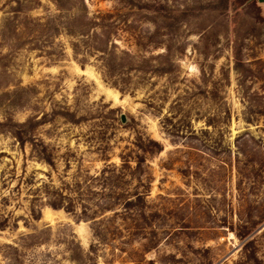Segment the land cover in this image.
I'll use <instances>...</instances> for the list:
<instances>
[{
  "label": "rangeland",
  "instance_id": "rangeland-1",
  "mask_svg": "<svg viewBox=\"0 0 264 264\" xmlns=\"http://www.w3.org/2000/svg\"><path fill=\"white\" fill-rule=\"evenodd\" d=\"M0 264H264V0H0Z\"/></svg>",
  "mask_w": 264,
  "mask_h": 264
},
{
  "label": "water",
  "instance_id": "water-1",
  "mask_svg": "<svg viewBox=\"0 0 264 264\" xmlns=\"http://www.w3.org/2000/svg\"><path fill=\"white\" fill-rule=\"evenodd\" d=\"M263 0H259V2H262Z\"/></svg>",
  "mask_w": 264,
  "mask_h": 264
}]
</instances>
